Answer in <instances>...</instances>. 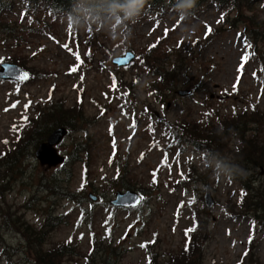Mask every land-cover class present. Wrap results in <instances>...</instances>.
<instances>
[{"label":"rangeland","instance_id":"1","mask_svg":"<svg viewBox=\"0 0 264 264\" xmlns=\"http://www.w3.org/2000/svg\"><path fill=\"white\" fill-rule=\"evenodd\" d=\"M166 10L169 12L163 9L161 14L152 10L150 16L135 22L128 36L130 43L122 44L123 39L113 42L102 39L108 49L115 50L110 58L111 66L106 63L102 47L95 46L93 58H88L90 49L84 31L78 33V28L67 18L56 24L53 37L51 31L37 32V36L28 39L27 47L16 51L32 77L28 82L0 79V166L1 161L12 164V169L7 170L6 163L0 170V264H33V256L28 253L29 238H25L27 228L39 232L49 219H60L46 228L52 230L49 245L74 241L84 258L90 254L92 244L113 241V246H118V250L111 252L115 264H148L153 255L158 264H165L166 255L183 249L184 233L191 223L187 218L193 212L188 208V201L194 196L198 202L202 201L206 186L214 205L207 208L202 221L205 230L200 240L201 264H237L243 252L251 247L245 264H264V218H259L262 213L241 216L244 213L235 206L247 194L244 189L231 181L223 164L206 160L205 151L184 145L181 155L177 150L180 145L174 146L168 136L162 137L161 128L148 133L143 106L133 104L134 98L124 100L130 93L126 86L135 81L132 69L135 62L129 67H117L112 62L127 51L141 55V49L161 41L158 46L165 58L159 57L151 63L157 76L146 75L145 81L133 88V93L142 103L151 105L158 117L166 116L172 123L181 115L199 121L217 112L224 116L246 108L251 111L250 106L258 107L262 113L264 35L256 28L258 23L251 11L242 19L235 11L226 6L218 8L214 3L201 8L197 17H182ZM20 13L13 16L18 23L24 18ZM260 15L264 21V13ZM235 19L236 24L232 26ZM30 20L23 23L28 25L33 21ZM189 30H195L194 34L190 36ZM12 52L0 47V64L10 63L8 53ZM77 55L86 63L80 64ZM166 55L169 63L163 66ZM174 63L179 66L170 84L177 81V89L163 90L170 95L165 108L154 98L149 84L159 81L165 75L164 70L171 72L173 68L169 65ZM241 65L244 70H240ZM73 67L77 71H72ZM115 67L119 69L118 80L123 86L113 90ZM186 89L191 91L189 96L178 95ZM221 96L226 99L219 100ZM51 103L70 109L76 115L74 126L82 128L71 130L58 146L61 155L68 158L74 144L83 142L86 132L91 134V142H95L92 159L87 161L91 164L86 177L82 163L86 154L78 155L80 162L54 168L42 166L36 157L39 146L35 147L33 140L39 131H45L41 128L43 121L37 117L38 110H46ZM224 119L230 120L227 116ZM34 120L39 124L33 125ZM114 138L117 153L110 144ZM22 140L25 141L22 143ZM18 149L23 152L17 159H8ZM166 156L167 164H164ZM119 167L124 169L125 182L131 189L144 190L148 197L146 203L124 209L111 204L115 193L108 186L115 184ZM189 167L194 169L195 181L187 185V193L180 190L172 194L164 184L184 180ZM154 171L156 186L151 179ZM250 173L255 187L264 193V171ZM226 207H233L237 215ZM250 237L253 242L249 245ZM78 258L83 262L81 256Z\"/></svg>","mask_w":264,"mask_h":264},{"label":"trees","instance_id":"2","mask_svg":"<svg viewBox=\"0 0 264 264\" xmlns=\"http://www.w3.org/2000/svg\"><path fill=\"white\" fill-rule=\"evenodd\" d=\"M132 3V0H0V47L3 49H10L13 52L8 56L10 63H15L26 69L28 66L20 58L16 51L21 50L29 45L28 39L33 36H37V32L45 33L46 31L56 30V24L62 22L65 18L69 19L74 26L78 28V33L84 31L86 35V43L90 49L88 58H93L95 53V46L104 48V54L106 57V63L110 64V58L115 55V50L108 49L105 44L102 43V39H109L110 41H116L123 39L122 44H126L129 41V34L132 31V26L141 19V17H147L151 15V11L159 12L161 14L168 8L171 14H180L182 17L194 15L198 16L199 10L208 3H214L218 8L228 7L230 11H235L238 18L244 19L247 11L252 12V18L257 21L260 28L261 35H264V21L261 20L260 13H264V0H196L195 6L192 8L185 7L187 0H143L141 5H138L131 15H128V6ZM259 8V9H258ZM164 9V11H162ZM21 12L24 16L21 23L14 21V15H18ZM20 13V14H21ZM235 16V17H236ZM33 19L31 23H23L24 20ZM240 19V20H242ZM30 20V21H31ZM236 20L232 21V26L236 24ZM64 22V21H63ZM256 32V31H254ZM53 37L54 32L50 33ZM258 34V33H257ZM84 35V36H85ZM161 41H156L149 48L141 49L140 59L133 66V75L135 81L132 85L126 86L129 90V97L125 96L124 100H132L133 104H141L143 106L142 114L146 117V123L148 126V133L156 131L157 128L162 129V137L168 136L181 153H184L183 146H191L200 151L208 153L206 160L219 161L225 167V170L229 171L231 181L237 182L244 190H247V194L243 196L240 202L235 205L240 211L244 213L241 216H248L250 212L254 215L262 213L259 218H264V193L260 188L255 187L253 176L250 172H253L254 168L264 167V112L256 106H250L249 108L241 110L239 112L234 111L229 115H224L230 118V120L224 119L220 113L211 117H203L199 121L191 120L190 116L181 115L180 119H177L173 123L166 118V116L158 117L156 111L151 105L142 103L139 96L133 93V88L145 81L146 75L157 76V71H152L151 63L157 61V58H165L163 50L158 46ZM208 41H205L207 43ZM158 43V44H157ZM27 44V45H26ZM175 54V53H174ZM172 56H175V55ZM257 55H255L256 57ZM177 57V56H176ZM82 63H86L85 59H81ZM262 64V61H260ZM169 63V56L166 55V61L163 66ZM177 63L184 64L183 61H177ZM179 65L174 63L169 65L173 69L171 72L164 70L163 77H159L160 80L152 84H149L150 91L157 101L162 103L165 108L168 106L169 94L165 91H174L177 86V81L170 84L174 79L172 75H176V68ZM146 69V71H145ZM162 69V65H160ZM245 67H240V70H244ZM27 70V69H26ZM120 76L119 69L115 67L112 70V78L117 79V86L121 88L122 81L118 80ZM166 88V89H165ZM127 89L126 92H127ZM165 89V91H163ZM213 102V101H212ZM212 106V103H210ZM49 110L48 112H45ZM46 110H38L40 112L37 117L42 118L43 128L45 131H39L35 136L34 146L38 147L44 143L53 130L59 125H66L70 128V131H81L82 128L75 125L76 115L73 114L70 109L56 103L51 105ZM38 123V120L33 121ZM250 125V127H249ZM249 127V128H247ZM88 128V127H87ZM251 128V129H250ZM39 129L37 126L36 130ZM88 130V129H87ZM24 136V135H23ZM25 138V137H24ZM83 142L75 143L69 156L67 158V165H72L74 162H80L78 158L79 154H86L84 157L83 165L86 173L89 174L88 160L92 159L95 142H91V134L86 132L83 138ZM25 140H22V143ZM115 141V148H114ZM116 139H111L110 144H113V149L117 153L118 148L116 145ZM32 143V142H31ZM94 143V145H93ZM170 147H172L170 145ZM23 152L22 149H18L14 155L9 156L8 159H17L18 155ZM1 161L3 163L0 166V170L5 167L12 169V164L9 161ZM123 168L116 169L118 177L114 185L108 187L109 191L115 193L117 191H129L133 190L125 182ZM6 173V170H5ZM126 173V172H125ZM194 169L189 167V172L184 174L183 179L179 181H166L164 184L172 194L183 190L188 192V186L195 179L193 178ZM121 179V180H120ZM152 184L156 186L157 174L154 172L152 177ZM160 188V185L157 186ZM140 194L144 195V202L147 201V196L144 190H136ZM255 192V194H252ZM68 197V196H67ZM70 198V197H68ZM154 198V197H153ZM203 200L198 202L196 196L188 201L189 210L193 212L189 213L187 218L190 223V227L186 229L184 236L185 241L183 249L179 253L173 255H166L167 262L165 264H201L199 256L201 254V237L205 230V224L202 222L205 219V213L207 207L203 204ZM205 201V200H204ZM94 207V204H92ZM182 205V204H181ZM253 207V208H251ZM231 213L237 215L234 212L233 207H226ZM204 210V212H203ZM60 220V219H56ZM48 220L43 225V228L39 232H34L33 229L27 228V234L25 238H29V245L31 249L29 254L33 256L31 263L33 264H115L111 252L118 250V246H113V241L109 244H92L90 254H87L84 258L80 254V248L74 241L72 242H57L50 244L49 233L46 228L52 227V221ZM264 220V219H263ZM29 236V237H28ZM253 242L250 237L249 244ZM250 248V247H249ZM110 251V252H109ZM252 251V247L242 254V260L237 264L248 263L247 258ZM251 255V254H250ZM83 258V262H80ZM118 256H115V258ZM78 258V259H76ZM9 260V259H8ZM113 261V262H112ZM247 261V262H246ZM28 263V261H27ZM13 264V263H11ZM148 264H158L155 256L149 258Z\"/></svg>","mask_w":264,"mask_h":264},{"label":"water","instance_id":"3","mask_svg":"<svg viewBox=\"0 0 264 264\" xmlns=\"http://www.w3.org/2000/svg\"><path fill=\"white\" fill-rule=\"evenodd\" d=\"M136 56L133 53H127L123 57H116L113 59V64L118 67L129 66ZM123 61L124 63H121ZM27 75V79H20L22 75ZM0 79L12 80L17 82H28L31 79V75L28 71L24 70L17 64L3 63L0 65ZM181 97L189 96L190 90H183L178 93ZM69 131L66 128H58L48 137L47 141L38 147L36 157L40 161L42 166H48L54 168L65 163L66 158L58 152V146L63 143ZM263 172V171H262ZM205 202L210 209L214 205V199L210 193V189L206 186ZM140 196L134 191H128L126 193L118 192L116 199L112 202L115 207H132L140 203ZM139 201V202H138Z\"/></svg>","mask_w":264,"mask_h":264},{"label":"clouds","instance_id":"4","mask_svg":"<svg viewBox=\"0 0 264 264\" xmlns=\"http://www.w3.org/2000/svg\"><path fill=\"white\" fill-rule=\"evenodd\" d=\"M143 3V0H132V3L128 6V15H131L132 12L135 10V8L138 5H141ZM196 0H187V3L185 7L192 8L195 6ZM195 30H189L190 36L194 34ZM185 38H189V36H186Z\"/></svg>","mask_w":264,"mask_h":264},{"label":"snow or ice","instance_id":"5","mask_svg":"<svg viewBox=\"0 0 264 264\" xmlns=\"http://www.w3.org/2000/svg\"><path fill=\"white\" fill-rule=\"evenodd\" d=\"M209 31H210V29H209ZM250 47V46H249ZM246 59V58H245ZM77 60L79 61V62H81L82 63V61H80V57L77 55ZM121 63H124L123 61H121ZM243 65H241V67H242ZM72 71H77V68L76 67H73L72 68ZM20 79H27V75L25 74V75H22L21 77H20ZM82 79H83V77H82ZM117 89V84H116V81H115V78H113V90H116ZM49 98H51V97H49ZM31 102H29V104H30ZM16 105L15 104H13L12 105V107L14 108ZM27 108H28V105H25V110H27ZM8 109H5V111H7ZM101 114H103V110H102V113ZM26 119L27 118H25V121H26ZM134 126V125H133ZM14 130H16V129H14ZM5 143H7V141H5ZM114 148H115V141H114ZM163 163L164 164H167V156L165 157V159H164V161H163ZM140 200H142L143 199V197H140L139 198ZM139 202V201H138ZM141 247H146V245H141Z\"/></svg>","mask_w":264,"mask_h":264},{"label":"bare ground","instance_id":"6","mask_svg":"<svg viewBox=\"0 0 264 264\" xmlns=\"http://www.w3.org/2000/svg\"><path fill=\"white\" fill-rule=\"evenodd\" d=\"M240 79H241V78L238 79L237 83L240 82ZM41 118H42V116H41ZM41 118H40V119H41ZM58 128H66V129H68L69 134L71 133L70 128H69L68 126H66V125H59V126L56 127V129H58ZM56 129H55V130H56ZM55 130H53L52 132H54ZM69 134H68V136H69ZM68 136H66L65 139H66ZM65 139H64V140H65ZM253 170H254V171H264V167L261 166V167H259V168H254ZM244 191L247 193V190H244ZM244 191H243V192H244ZM245 195H246V194H245ZM242 197H243V196H242Z\"/></svg>","mask_w":264,"mask_h":264}]
</instances>
